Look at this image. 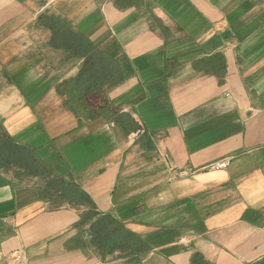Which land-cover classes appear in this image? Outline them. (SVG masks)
Listing matches in <instances>:
<instances>
[{
  "label": "crops",
  "instance_id": "obj_1",
  "mask_svg": "<svg viewBox=\"0 0 264 264\" xmlns=\"http://www.w3.org/2000/svg\"><path fill=\"white\" fill-rule=\"evenodd\" d=\"M0 264H264V0H0Z\"/></svg>",
  "mask_w": 264,
  "mask_h": 264
},
{
  "label": "built area",
  "instance_id": "obj_2",
  "mask_svg": "<svg viewBox=\"0 0 264 264\" xmlns=\"http://www.w3.org/2000/svg\"><path fill=\"white\" fill-rule=\"evenodd\" d=\"M229 164V159L226 158L225 160L222 161H217L215 163H212L210 166H208V169H224L228 166ZM16 260L19 262V259L21 257L20 253L16 252L15 254Z\"/></svg>",
  "mask_w": 264,
  "mask_h": 264
},
{
  "label": "trees",
  "instance_id": "obj_3",
  "mask_svg": "<svg viewBox=\"0 0 264 264\" xmlns=\"http://www.w3.org/2000/svg\"><path fill=\"white\" fill-rule=\"evenodd\" d=\"M96 79V78H95ZM95 79H93L91 82H84L83 81V76L79 79L80 81V86L82 87L81 89H82V91H83V89H85V91H87V92H89V90H90V87H92L93 85H94V83H95ZM78 82V83H79ZM69 187V186H68ZM81 198V197H80Z\"/></svg>",
  "mask_w": 264,
  "mask_h": 264
}]
</instances>
